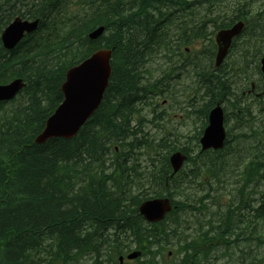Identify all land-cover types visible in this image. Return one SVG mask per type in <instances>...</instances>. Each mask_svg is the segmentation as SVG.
Wrapping results in <instances>:
<instances>
[{
	"label": "trees",
	"instance_id": "obj_1",
	"mask_svg": "<svg viewBox=\"0 0 264 264\" xmlns=\"http://www.w3.org/2000/svg\"><path fill=\"white\" fill-rule=\"evenodd\" d=\"M195 2L211 14V32L232 25V20L216 23L223 17L217 8L226 5L222 0H0V35L17 17L38 21L37 30L13 50L0 42V85L15 79L25 83L16 98L0 103V264H77L86 256L92 264H120L119 258L133 251L140 258L123 264H211L220 248L239 241L246 242L243 248L253 241L264 245V189L258 201L251 198L264 181V128L253 137L255 152L238 174L224 210H211L217 195L207 206L209 194L189 192H211V178L231 162L223 156L229 133L222 150L200 151L209 110L217 103L223 106L224 126L229 110L240 126L251 117L246 99L255 97L239 90L249 89L247 69L254 65L257 74L264 57V47L258 48L264 43V0H236L229 6L248 33L246 57L240 55L230 69L246 78L236 83L225 65L213 71L194 67L197 94L205 101L197 110L204 120L199 130L187 143L173 141L171 133L140 137L144 107L173 92L171 86L163 88L160 78L146 79L145 66L162 59L164 48L171 59L168 42L175 23V33L182 34L174 42L176 51L181 38L209 34L206 15L199 16L198 25L180 23L190 17ZM98 27L104 31L91 41L88 35ZM99 49L112 51L100 106L73 138L36 144L62 102L66 72ZM176 151L187 160L172 176L169 156ZM162 197L172 202L171 212L157 224L146 223L140 204ZM183 215L195 217L194 234L187 232ZM238 228L246 239L236 234Z\"/></svg>",
	"mask_w": 264,
	"mask_h": 264
},
{
	"label": "rangeland",
	"instance_id": "obj_2",
	"mask_svg": "<svg viewBox=\"0 0 264 264\" xmlns=\"http://www.w3.org/2000/svg\"><path fill=\"white\" fill-rule=\"evenodd\" d=\"M223 1L226 4V7L223 5L217 6L218 10H223L220 12V16L229 15V6H232V3H234L236 0H222V2ZM205 8V6H195L194 11L187 14H192L195 17H191L190 19L181 21L190 22V20H192L196 21L198 25L199 23L197 21V16L206 15L207 19L204 23L206 25L211 24V22H213L212 16L211 14L205 13ZM211 10L213 11V8ZM235 12L236 11L233 10L232 15H234ZM215 13L216 12H214V14ZM216 20V23H219L222 19L216 18ZM175 31L176 25L174 24L171 30L172 40H169L168 43L175 42L177 37L181 35H177ZM208 32H210V30H208ZM247 34L248 33L244 32L243 36L236 41L237 49L235 47L233 48L231 56L224 64L228 69L229 77L230 75H232V80H234L236 83L240 82L241 79L243 80L246 77H244V75H242L237 70V68H233L232 71L230 67H234L238 62H240L239 60L241 59L239 57L240 54L238 53V50L245 46ZM210 36L212 39L214 35L210 33ZM198 41L199 40L194 36L187 44V48L189 49V51L186 60L188 61V64L185 68H182V65L176 62L175 56L172 55L171 59H168V55L170 54L168 53L167 55L166 50H163V52H161L162 59L157 58L156 60L149 62L145 66L146 70L148 71V75H150L148 76L146 74V79L153 80L160 78L164 82L163 88L171 86L173 87V92L172 95L163 94L164 96L157 97L155 101H151L150 106L148 105L144 107V111L142 113L143 120L141 121V126L139 128L141 130L140 137L148 139L147 136L161 137L166 133H171V135L173 136V141L177 139L178 142L181 140L182 143H187V138L193 136L195 132H197L201 127V124L204 120L203 117H199L200 115L197 110L202 109V107L200 106L205 101L199 99L200 94H197V69L194 67L198 66L199 68H203L204 66H207L211 69V71L214 70V67L213 62H208L209 45L207 43V40H204V45L203 43H197ZM182 48L183 46L181 47V49ZM258 48L259 50H261L260 46ZM164 54L167 55L166 58ZM233 62H235L236 65L231 66V63ZM253 67L254 65L248 67L247 74L250 76V82L252 81L257 83L258 79L253 75ZM227 81L230 82V80ZM238 89H241V87H239ZM246 90L247 89H241L239 91L241 93ZM257 92H261V84H259V89ZM246 102L251 105V117H245L242 120L243 122L241 126L235 122V114L230 110L227 112V124L225 125V129L226 133H229L228 139L230 141V145L228 146V149L225 151L223 156L224 160L231 159V162L227 167L224 165L226 171L224 173L218 174L217 177L211 178V192H208V188H205L204 191H198V193H195L194 190L189 191L192 195L196 194L197 197L209 194L210 198L206 202L207 206H210L212 197H214V195H217V203L211 206V210H213V212H215L217 209L224 210L228 204L229 194L235 193L238 186V184L236 183L239 178L238 174L242 172L243 165H245L248 160L253 157L252 155L255 152L253 146L256 143L253 140V137L254 135L258 134L262 128H264V96L254 99H246ZM244 133L250 136V141L241 136L244 135ZM140 159L142 163H145L147 161V158L143 156ZM259 182L260 183L256 186L257 193L251 197L254 201H258L259 192L264 189V181L260 180ZM198 189L202 190L199 187ZM178 199L179 198H177L176 200ZM180 200L183 199L180 198ZM254 201L251 203L254 204ZM217 215L218 214L215 213V218H217ZM183 218L185 220L184 222L186 223V225H183L188 228L187 232L190 231L191 235L194 234V232L197 230L195 217H192L191 215H183L181 217V220ZM236 230L237 235L240 234L239 236L244 237L241 238V240L246 239V236L244 234L245 232L241 233V228H238ZM258 230L259 232H261L260 228H257V231ZM245 243V241H239L237 244H232L230 247L225 248L224 250L220 248L214 254V259L212 260L211 264H262L264 260V245H256V242L253 241L252 244L250 243L251 245L249 248H243V245H245ZM242 249L245 251L242 252ZM171 259L172 256L169 255L166 261H169ZM77 264H92L91 257L86 256L83 259L79 260Z\"/></svg>",
	"mask_w": 264,
	"mask_h": 264
},
{
	"label": "water",
	"instance_id": "obj_3",
	"mask_svg": "<svg viewBox=\"0 0 264 264\" xmlns=\"http://www.w3.org/2000/svg\"><path fill=\"white\" fill-rule=\"evenodd\" d=\"M37 27L38 21L14 19L0 35L3 48L12 50L26 35L35 32ZM243 27L244 24L238 22L229 29L217 32L215 42L218 52L215 66L221 63L232 39L242 32ZM103 31V27H99L88 37L90 40H94ZM110 59L111 50L99 49L66 72L64 83L61 86L63 100L45 122L42 132L35 138L36 144H43L54 138L71 139L77 134L80 127L92 116L102 101L111 74ZM260 69L264 82V58L260 61ZM24 86L25 84L20 79L0 86V102L10 101ZM225 139L223 109L220 104H216L208 114L207 126L199 139L200 150L202 152L221 150L224 147ZM185 161L186 156L181 152H174L170 155L169 162L173 175L182 169ZM171 209L172 203L168 198H154L142 202L139 212L148 223H158ZM139 257L140 252L135 251L128 254L126 259L132 261ZM119 260L121 262L123 258L120 257Z\"/></svg>",
	"mask_w": 264,
	"mask_h": 264
},
{
	"label": "flooded vegetation",
	"instance_id": "obj_4",
	"mask_svg": "<svg viewBox=\"0 0 264 264\" xmlns=\"http://www.w3.org/2000/svg\"><path fill=\"white\" fill-rule=\"evenodd\" d=\"M239 39V38H238ZM238 39H236V40H238ZM236 48L237 49V45H236V42L234 41V43L232 44V46L230 47V49L228 50V52H227V55H226V57H225V59L223 60L224 62H223V65L225 64V62L229 59V57L231 56V53H232V50H233V48ZM214 52L212 53V51H213V49L210 51V53L208 54V62L210 63V61H211V59H212V62H213V65H214V63H215V57H216V53H217V46H216V44H215V42H214ZM169 49L170 50H173L174 51V53L173 54H171V55H173V56H175L176 55V53H175V44H174V42H172L171 44H170V46H169ZM187 50H189L188 48H187ZM240 51L241 50H238V53L240 54ZM177 52V51H176ZM244 54V53H243ZM241 55V54H240ZM242 56V55H241ZM240 57V56H239ZM240 59H241V57H240ZM245 63V62H244ZM258 78H260L259 76H258ZM256 87V86H255ZM254 86H252L248 91H244L243 92V95H251V96H254V97H260L262 94L264 95V91L261 89V92L260 93H258L257 91H258V89H259V87H256L255 88ZM261 94V95H260Z\"/></svg>",
	"mask_w": 264,
	"mask_h": 264
},
{
	"label": "bare ground",
	"instance_id": "obj_5",
	"mask_svg": "<svg viewBox=\"0 0 264 264\" xmlns=\"http://www.w3.org/2000/svg\"><path fill=\"white\" fill-rule=\"evenodd\" d=\"M92 32H93V31H92ZM101 35H102V34H101ZM101 35H100V36H101ZM100 36H98V37L95 38L94 40H97ZM104 50H108V51H109L110 49H104ZM84 60H85V59H84ZM22 83L24 84L23 81H22ZM5 85H6V84H4V85H0V86H5ZM255 88H256V87H255ZM106 89H107V88H106ZM256 89H257V88H256ZM249 91H250V90H249ZM20 92H21V91H20ZM61 94H62V96H63L62 91H61ZM246 95H247V94H246ZM262 95H263V94H262ZM224 117H225V116H224ZM62 139H63V138H62ZM224 146H225V144H224ZM176 152H178V151H176ZM201 152H202V151H201ZM182 154H183L184 156H186L184 153H182ZM186 160H187V156H186ZM185 164H186V161H185ZM141 204H142V203H141ZM141 204H140V205H141ZM139 207H140V206H139ZM138 211H139V208H138ZM170 212H171V211L166 212V213L164 214L163 219H165V217H166ZM139 214H140V212H139ZM140 216H141V215H140ZM141 217H142V216H141ZM142 218H143V217H142ZM143 219H144V218H143ZM144 221H145L146 223H148L145 219H144ZM158 223H159V222H158ZM149 224H157V223H149ZM126 261H129V260L126 259ZM126 261H125V262H126ZM123 262H124V261H121L120 264H123Z\"/></svg>",
	"mask_w": 264,
	"mask_h": 264
}]
</instances>
